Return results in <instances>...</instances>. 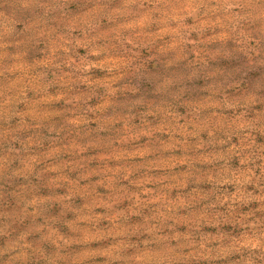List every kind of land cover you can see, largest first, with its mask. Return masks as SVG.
Masks as SVG:
<instances>
[{
	"label": "rangeland",
	"instance_id": "1",
	"mask_svg": "<svg viewBox=\"0 0 264 264\" xmlns=\"http://www.w3.org/2000/svg\"><path fill=\"white\" fill-rule=\"evenodd\" d=\"M0 264H264V0H0Z\"/></svg>",
	"mask_w": 264,
	"mask_h": 264
}]
</instances>
